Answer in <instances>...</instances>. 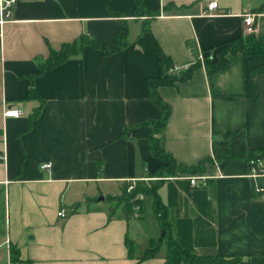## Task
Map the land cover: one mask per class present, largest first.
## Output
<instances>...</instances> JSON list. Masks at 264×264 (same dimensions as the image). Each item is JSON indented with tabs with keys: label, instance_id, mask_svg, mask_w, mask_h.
I'll return each mask as SVG.
<instances>
[{
	"label": "crops",
	"instance_id": "obj_1",
	"mask_svg": "<svg viewBox=\"0 0 264 264\" xmlns=\"http://www.w3.org/2000/svg\"><path fill=\"white\" fill-rule=\"evenodd\" d=\"M213 1L220 9L210 16L206 7ZM144 2L160 10L151 21L153 36L181 69L247 35L246 12L256 15L253 34L264 40V0ZM110 7L121 17L107 11L106 0H29L1 30L0 264L165 263V243L142 258L150 242L163 237L148 207L141 219L128 220L120 209L110 218L113 204L105 201L119 194V184L155 176L162 164L147 141L150 121L160 116L147 83L160 75L158 57L137 44L142 19L134 0H110ZM124 23L126 49L106 56L85 47L39 75L50 48L59 50L84 32L111 46ZM260 67L264 55L239 54L211 78L202 67L185 83L160 87L172 111L158 135L163 149L186 166L216 159L231 135L238 156L263 150L264 73L249 76ZM10 109L22 113L6 116ZM46 163L52 167L42 169ZM247 171L232 158L208 164L198 175L205 177L210 204L202 210L189 188L177 186L169 210L174 236L182 220L196 224L202 217L207 224L198 223L195 232L206 242L195 246L197 254L264 264V194L253 193ZM162 190L164 202H173L169 189Z\"/></svg>",
	"mask_w": 264,
	"mask_h": 264
},
{
	"label": "trees",
	"instance_id": "obj_2",
	"mask_svg": "<svg viewBox=\"0 0 264 264\" xmlns=\"http://www.w3.org/2000/svg\"><path fill=\"white\" fill-rule=\"evenodd\" d=\"M136 18L141 20V30L137 37V44L143 50L156 54L158 57V63L160 68V75L156 78H150L148 83V95L151 101L156 107L159 108L160 116L157 119L150 121L152 131L147 138L149 143V149L152 156L162 164L158 169V173L155 176L161 177L165 174L173 175L176 173H182L180 176H194L202 175L206 172L208 164H212L217 161H223L226 159L242 160L247 164L251 159L264 158V149L254 152L247 151L246 155L241 157L234 154L231 149L232 135L227 138L226 147L217 155L216 159L205 158L202 159L196 165H184L177 162L176 158L168 154L161 146L159 134L168 122L172 111L169 104L159 94V88L162 86L171 87L178 86L180 83H185L191 79L193 74L205 67L208 76L211 78L215 73L221 72L229 68L231 63V57L241 54L242 56H258L264 55V40H259L254 34L243 35V37L233 39L220 45L217 49L211 52L204 58L196 60L195 63L188 68L181 69L176 67L175 62L162 50L158 40L154 38L151 21L160 13V10H150L144 0H134ZM106 9L110 14L121 17V14L115 12L110 7V0H106ZM128 25L123 24L114 36V41L111 46L100 43L95 40L91 34L84 32L78 39L70 43H64L59 50H53L50 48V52L45 62L39 66V75L44 74L46 71L51 70L57 66L63 65L70 58L82 53L85 47H91L94 50H100L106 56H112L114 53L120 52L130 44L128 39ZM264 73V68L253 69L249 71V76L254 78L258 74ZM34 97L33 93L30 95ZM38 112L34 114L36 116ZM101 166H98V172H100ZM153 177V176H151ZM173 177V176H171ZM129 182L122 183L121 192L115 196H108L105 201L113 204L109 210L110 218L114 217L116 211L120 209L122 215L128 220L141 219L145 216L146 212V200L145 197H150L153 200L152 211L155 214L160 229L165 232L164 236L159 241L152 240L150 247L146 250L143 257L144 259L155 256L163 243L166 244L167 253L165 256L164 264H248L241 258H226L218 255H199L195 251V246H202L206 242V238L201 234H197L198 223L202 224L206 221L200 217L196 224L191 220H182L180 222V233L174 236L172 221L170 219L169 210L171 206L177 201L178 188L177 186H186L189 188L191 195L195 199L198 208L201 210L210 206L209 201L206 198L204 185L197 187L191 186L189 180L173 182H164L162 180H156L154 186H146L142 183H136L133 190L128 192ZM167 186L169 189V197L173 202L165 203L161 197V190ZM185 188V187H184ZM253 193L255 194L254 190ZM200 224V225H201ZM207 224V223H206ZM196 231V232H195ZM250 264V263H249Z\"/></svg>",
	"mask_w": 264,
	"mask_h": 264
},
{
	"label": "built area",
	"instance_id": "obj_3",
	"mask_svg": "<svg viewBox=\"0 0 264 264\" xmlns=\"http://www.w3.org/2000/svg\"><path fill=\"white\" fill-rule=\"evenodd\" d=\"M29 0H0V35L3 27L14 21L15 12L18 5L22 2ZM207 14L213 16L220 8L218 6L217 1L210 2L207 5ZM224 14V13H221ZM256 15L250 12H246L243 14V22H244V30L246 34H253L256 30ZM22 113L19 109H10L6 111V116H19ZM52 167L51 163H46L42 165V169H50ZM247 175L250 178L251 182H253V190L257 195L264 194V158H255L251 159L247 164ZM170 180L178 179V180H186L190 182L193 187H197L205 184L204 176H177L173 178H168ZM60 217H66V211L61 210L58 214Z\"/></svg>",
	"mask_w": 264,
	"mask_h": 264
},
{
	"label": "rangeland",
	"instance_id": "obj_4",
	"mask_svg": "<svg viewBox=\"0 0 264 264\" xmlns=\"http://www.w3.org/2000/svg\"><path fill=\"white\" fill-rule=\"evenodd\" d=\"M180 175H183L182 173H176V174H173V175H167L165 174L164 176H161V177H158V176H153V177H150V176H145L143 179H140V180H133V181H129V189H128V192H130L131 190H133L136 186V183H142L143 185H146V186H154L153 184L156 182V180H162L164 182H169L171 184H173V182H179V181H184V180H178V179H173V180H170L168 178H173V177H177V176H180ZM173 176V177H171ZM122 184H119V193L121 192V186ZM167 187H164L163 190H162V193L164 194V192L166 191ZM118 193V192H117ZM146 200H147V214H149L150 218H152V220H154V216L155 214H153V211H152V208H151V200H150V197H145ZM99 199V198H98ZM107 202V201H106ZM162 234V233H161Z\"/></svg>",
	"mask_w": 264,
	"mask_h": 264
},
{
	"label": "water",
	"instance_id": "obj_5",
	"mask_svg": "<svg viewBox=\"0 0 264 264\" xmlns=\"http://www.w3.org/2000/svg\"><path fill=\"white\" fill-rule=\"evenodd\" d=\"M146 124H148V123H146ZM101 199H103V197H101ZM164 234H165V232L163 231V232H162V236H164Z\"/></svg>",
	"mask_w": 264,
	"mask_h": 264
}]
</instances>
